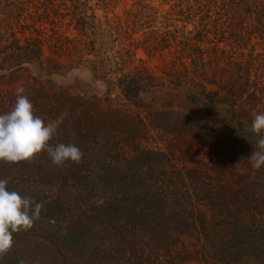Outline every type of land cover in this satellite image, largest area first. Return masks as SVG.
Wrapping results in <instances>:
<instances>
[{
    "label": "trees",
    "instance_id": "16d2710c",
    "mask_svg": "<svg viewBox=\"0 0 264 264\" xmlns=\"http://www.w3.org/2000/svg\"><path fill=\"white\" fill-rule=\"evenodd\" d=\"M96 1L108 9L112 0ZM89 3L0 0V86L24 79L23 94L34 115L42 120L62 118L58 128L71 129L77 136L117 133L138 151L140 140L156 131L166 149L160 156L178 155L186 161L203 155L196 161L200 171H189L186 182L194 193L203 191V195L199 199L195 194V203L182 196L181 187L189 192L185 181L165 186L121 179L111 185L117 189L115 197L78 215L56 199L50 204L51 219L56 216V226L64 222L66 232L61 226L44 227L40 212L30 230L13 233V245L0 256V264L21 260L24 264H115L112 258L136 255L139 249L150 254H139L137 264H235L243 252L253 257L254 264H264V222L253 232L247 224L256 215L264 217V166L256 170L249 161L264 135L251 131L254 117L264 113V0H180L176 12L160 17L191 26L192 31L177 27L163 34L152 31L142 43L148 56L170 55L159 73L144 65L131 68L135 55L130 51L103 59L94 48L97 29L87 21L96 19L94 13L88 14ZM30 7L36 8V18ZM23 14L39 26L21 22ZM158 14L145 2L124 19L134 27L145 26ZM67 16L75 19L83 41L60 35L57 21L49 20ZM45 23L52 26V35L46 34ZM93 53L96 61L87 59ZM108 62L114 70L112 79ZM112 88L134 110L102 109L101 100L112 94ZM5 95L0 94V114L16 102ZM138 152L134 162L158 156L150 150ZM202 201L210 206L212 219L206 212H195ZM54 211L67 213L61 217ZM219 218L221 222L214 224ZM223 224L232 226L231 247L214 243L217 238L210 233V226L222 229ZM222 230L214 231V236H223ZM201 235L213 241L211 249H190L189 245L195 247L192 242L185 244L187 239L199 241Z\"/></svg>",
    "mask_w": 264,
    "mask_h": 264
},
{
    "label": "rangeland",
    "instance_id": "374dc122",
    "mask_svg": "<svg viewBox=\"0 0 264 264\" xmlns=\"http://www.w3.org/2000/svg\"><path fill=\"white\" fill-rule=\"evenodd\" d=\"M145 2L150 3L152 7L157 10L159 13L158 19H151V22L145 26L134 27L132 23L130 24V21L127 24L126 22L128 19H124L126 17L125 14L128 11L138 10L141 5L145 4ZM66 3L68 6L71 5L68 1ZM97 4L96 0H90L89 7L91 8V12H88V14L90 15L91 13H94L96 19H87V21L93 23L97 29L96 33L92 36V38H94V48L96 52L103 57V59H109L113 56H122L117 53L122 54L130 51V53L132 52L135 55V57L130 60L131 68L144 65L150 71L159 73V69L162 68L163 62L171 58L168 52H162L157 55L151 54L148 56L141 48L145 38L149 36L152 31L163 34L168 30L173 31L174 27L181 30L184 28L183 31L186 32L187 30L191 32L193 29V27L188 25L184 27V24L182 23H169L168 20L160 17L165 13L176 12L177 8L175 7L180 5V0H112L108 9H105L100 5L98 6ZM30 8L31 10L29 13L32 18H36V8ZM41 11L42 10H39V13H41ZM28 17V14H23L20 21L24 22V24L28 23L30 25L35 24L36 27L39 26L36 19H28ZM118 17L121 19H116ZM173 18L175 19V17ZM49 20L57 21L55 30H57L60 35L67 36L72 40H84L79 35V32L75 30V19H72L70 16L62 19L52 18ZM169 24L172 26L169 27ZM42 26L46 29L47 35H52V26H50V24L45 23ZM17 35L18 38H21V35ZM137 46L140 48L134 50ZM46 55L48 56L49 54L46 53ZM87 59L96 61L94 53L91 54V56H88ZM107 69L109 71L108 77L110 79L114 78V75L112 74L114 70L111 68L109 62L107 63ZM25 84L26 81L20 79L14 84L9 83L0 86V94H6V98L10 96L12 100H16L17 89L21 87L24 88ZM111 92L112 94L110 96L102 98V109L106 110L108 106L123 109V107L126 106L127 109L134 110V108L127 104L119 91L112 88ZM43 121L45 124L55 121H59V124H61L62 118L57 120L46 118ZM124 138L123 135L120 136L117 133L109 135L108 131L101 133L97 137H80L71 129L64 131L58 128L55 136L49 141V144L53 146L59 143H73L77 145L83 152V158L79 164L68 162L62 166H55L52 164L47 152L42 151L34 155L31 159L18 163L0 161V179L6 178L9 181L7 186L12 188L10 191H16L22 197H29L34 202L41 203L43 205L41 212H43L42 218H44V227L49 228L50 226H56L54 225L56 216L51 219L52 205H50L56 199H61L62 203L65 204V207L70 209L71 213L78 215L83 212L85 208L89 209L91 206H103L102 204L105 200L113 195V197H115L116 193H113V190L117 189L115 185L113 187H111V185L113 183L116 184L121 179L137 180L140 182L147 180L158 181L165 186L174 183L180 185V183H184L181 181H185V183L189 182L187 175L189 171H200L201 169L200 164L196 161H199L203 155L187 159L186 161L177 158L179 157L178 155H175L174 157L160 156L161 154H166V149L163 144L164 142H162V136L156 131H150L145 139L140 140L138 151L143 152V150H150L153 154H157L158 156L155 155L145 162L143 160L134 162V158L139 157L140 154L132 146L126 144ZM129 168H131V171H129ZM201 181H203V177ZM186 186H188L187 183ZM187 188L189 190L187 193L184 187L180 188V190L182 189L181 195L192 198L189 199L191 202H196V200H194V196L196 195L199 196V199L202 197L203 191L199 194L197 192L194 193V188H191L190 186ZM197 205L198 206L194 209L195 212H206L208 219L214 217L210 213L212 211L207 204V201H202V203ZM66 213L67 212L65 211L64 214ZM64 214L61 215L58 211L55 212V215H60L61 217ZM220 219L221 218L215 220L214 224H219L221 222ZM227 221L228 223L233 222L230 221V219ZM247 221L249 229L253 232L256 230L257 226L264 222V217L256 215L253 219ZM59 226H61L62 232H66L64 229V222L59 223L56 227ZM228 226V224H223V228L227 229V232L218 226L209 227L211 228L210 233L212 237L217 238L214 243H218L219 245L224 244L226 247L233 246V242L231 241L233 236L230 235V231H228L232 229V226ZM49 229L51 230L52 228ZM217 230H219V232L222 230L225 234L222 236L219 233L214 236V231ZM54 231L55 230H53V232ZM45 234L46 233H44L42 237H45ZM209 239H206V237L201 235L199 241H189L188 239L184 241L185 244H191L192 242L195 246L191 247L189 245L188 247L190 249H201L205 246L208 250L211 249L209 245L213 244V241H210ZM248 243L250 242L248 241ZM103 248L104 246L101 250H103ZM139 254L145 257L150 253L149 251L139 249L137 250L136 255L129 252L126 255V258L115 257L112 259L115 264H137L136 259L139 258ZM242 254V256L238 257L235 264H254L253 257H250L247 252H243ZM262 260H264V258H262ZM208 261L209 263H212L214 260L208 259Z\"/></svg>",
    "mask_w": 264,
    "mask_h": 264
},
{
    "label": "clouds",
    "instance_id": "9594fccd",
    "mask_svg": "<svg viewBox=\"0 0 264 264\" xmlns=\"http://www.w3.org/2000/svg\"><path fill=\"white\" fill-rule=\"evenodd\" d=\"M24 88L17 89V98L12 109L0 114V161L18 163L31 159L37 153L46 151L55 166L68 162L79 164L83 158L81 149L73 144L50 145L59 121L45 122L33 113V105ZM254 134L264 132V113L257 114L251 124ZM259 151L249 156L251 166L259 170L264 166V135L257 141ZM9 181L0 179V256L6 254L13 245V233L28 231L40 218L43 207L29 197H22L16 191H9ZM19 264H24L21 260Z\"/></svg>",
    "mask_w": 264,
    "mask_h": 264
}]
</instances>
